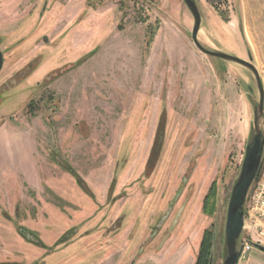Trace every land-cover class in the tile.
Instances as JSON below:
<instances>
[{"label":"rangeland","instance_id":"374dc122","mask_svg":"<svg viewBox=\"0 0 264 264\" xmlns=\"http://www.w3.org/2000/svg\"><path fill=\"white\" fill-rule=\"evenodd\" d=\"M197 2L264 86V0ZM193 25L183 0H0V264H196L207 235L223 264L259 91Z\"/></svg>","mask_w":264,"mask_h":264},{"label":"water","instance_id":"95a60500","mask_svg":"<svg viewBox=\"0 0 264 264\" xmlns=\"http://www.w3.org/2000/svg\"><path fill=\"white\" fill-rule=\"evenodd\" d=\"M194 19L192 29V39L195 46L208 57L238 64L248 69L254 76L257 89L259 91V100L253 105V128L238 176L235 182L230 200L227 207L225 222V255L223 264H238L243 240L247 232V202L252 187L257 180L263 158H264V129L262 122L264 120V86L258 69L253 63V58L244 60L243 58L218 50L210 49L204 46L199 40V34L203 25V13L197 0H183ZM47 41L48 39L45 38ZM4 66V56L0 49V73ZM25 236L30 237L26 231L22 230ZM257 249L264 252V245L254 243ZM213 264V258L210 261Z\"/></svg>","mask_w":264,"mask_h":264},{"label":"built area","instance_id":"2783aa9c","mask_svg":"<svg viewBox=\"0 0 264 264\" xmlns=\"http://www.w3.org/2000/svg\"><path fill=\"white\" fill-rule=\"evenodd\" d=\"M247 232L243 240L239 261L245 262L256 248L254 243L264 245V158L261 170L247 202Z\"/></svg>","mask_w":264,"mask_h":264},{"label":"trees","instance_id":"16d2710c","mask_svg":"<svg viewBox=\"0 0 264 264\" xmlns=\"http://www.w3.org/2000/svg\"><path fill=\"white\" fill-rule=\"evenodd\" d=\"M214 256V242L210 235H207L202 241L200 254L196 264H210Z\"/></svg>","mask_w":264,"mask_h":264},{"label":"crops","instance_id":"0c3cea01","mask_svg":"<svg viewBox=\"0 0 264 264\" xmlns=\"http://www.w3.org/2000/svg\"><path fill=\"white\" fill-rule=\"evenodd\" d=\"M243 263L244 264H264V252L259 249H255L253 252L249 254L248 259Z\"/></svg>","mask_w":264,"mask_h":264},{"label":"flooded vegetation","instance_id":"af4514ba","mask_svg":"<svg viewBox=\"0 0 264 264\" xmlns=\"http://www.w3.org/2000/svg\"><path fill=\"white\" fill-rule=\"evenodd\" d=\"M22 233V232H21ZM24 235V234H23ZM25 236V235H24ZM25 237H27V236H25Z\"/></svg>","mask_w":264,"mask_h":264}]
</instances>
